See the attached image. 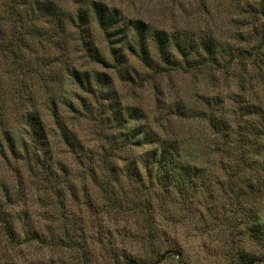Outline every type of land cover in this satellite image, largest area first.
Listing matches in <instances>:
<instances>
[{
  "label": "rangeland",
  "instance_id": "1",
  "mask_svg": "<svg viewBox=\"0 0 264 264\" xmlns=\"http://www.w3.org/2000/svg\"><path fill=\"white\" fill-rule=\"evenodd\" d=\"M9 3L11 21L1 20L0 30H11V47L19 50L11 52V74L9 59L0 60V115L15 137L17 156L6 147L0 154V199L17 239L32 238L10 242L0 222V264H264V173L239 171L234 133L224 144L231 157L213 153L212 129L188 114L210 102L212 108L222 104L236 121L230 112L235 100L248 99L254 90L264 98V12H256L264 0ZM94 4L117 13L116 36L105 37ZM7 8L0 1L4 18ZM135 20L146 27L144 54L133 49ZM154 30L170 41L195 43L197 54L211 63H186L172 42L174 62H160ZM203 38L211 41L205 45L211 56ZM73 72L86 73L90 86H80ZM118 113L128 128L154 133L159 141L177 138L179 155L168 162L169 174L147 163L143 151L151 143H119L101 162L105 141L122 137ZM33 116L45 124L40 150L47 170L32 158L37 148L22 129ZM260 139L245 149L258 161L264 160V152L255 154L264 147ZM114 167L118 171H108ZM1 183L8 184L9 199Z\"/></svg>",
  "mask_w": 264,
  "mask_h": 264
},
{
  "label": "trees",
  "instance_id": "2",
  "mask_svg": "<svg viewBox=\"0 0 264 264\" xmlns=\"http://www.w3.org/2000/svg\"><path fill=\"white\" fill-rule=\"evenodd\" d=\"M5 3L6 6H8L5 10L7 12L8 18L3 17V12L0 14V22L1 20H9L11 21V4L9 3L11 0H0ZM94 12H95V19L98 24V26L101 28V30L104 32L105 37L110 38L112 36H116L118 34L117 28L114 30L113 27L117 23V13L115 11H107L106 7L103 4H94ZM256 12L258 14H262L264 12V5L260 3V5L257 7ZM83 22V19H80L79 22ZM133 30L134 35L136 37L137 43L136 48L133 47L134 50H137L138 54H144L148 52L147 49V42H146V27L144 23L140 20H135L133 22ZM252 29L254 31L257 30V24H255ZM112 30V31H110ZM260 41L264 40V28L260 27ZM29 33L28 30H24V33ZM258 34V33H257ZM24 34L21 33V31H18L16 33L17 40H20V42H23L24 40ZM153 39L155 42V50L157 58L160 60V62H163L164 64H170L174 62V58L170 53L169 49V43L172 42L174 47L176 48V52L181 56L182 60L186 63H189L190 60L196 59V62L194 60L196 67H202L208 63H211L210 60L206 58V56H201L197 54L198 49L195 48L194 45L191 42L188 41H180L175 38L174 40L170 41L168 36L163 32L162 30H154L153 31ZM201 42L203 45V50L205 52H208V56H211L212 49L205 48V45L209 42L206 38L202 39ZM132 48V47H131ZM259 48V46H258ZM19 50V47H16L13 49L11 47V30L9 33H7L5 30H0V60L1 59H9V66H10V74H11V52ZM240 52H245L246 56L251 58L253 54L251 51L246 52L245 49H242ZM257 52V51H256ZM197 54V55H196ZM194 58H192V56ZM240 55V53H239ZM244 54H241V56ZM94 58H98V53L95 51L92 55ZM242 58H244L242 56ZM150 61V57L148 58ZM159 61H156L154 63V67L157 71H162ZM255 62V61H254ZM145 64H148V62H145ZM255 64V63H254ZM242 67V65H241ZM72 77L75 78V81L80 86H84L88 88L90 86V79L86 73L79 75L78 73H72ZM5 82L4 79L0 78V83ZM11 87V85H10ZM244 88V87H242ZM2 89V88H1ZM87 90V89H86ZM236 105L233 109L230 110L234 114L236 121L234 119H229L228 115L226 114V110L222 111L223 105L211 107V103H206V109H202L199 111L198 109H191L188 111V114L191 116L201 118L205 120L210 128L212 129L213 134L216 136V139L213 141L212 151L213 153H217V155H227L231 157V154L229 153V150H226L227 142L230 141V133H234L236 135L235 139L237 140L236 143H233L231 145V148L235 149L238 148V151L236 154L238 155L237 162L240 163V169L241 170H251V172H263L264 173V160L258 161L257 159H254L253 157H250L249 153L246 151L249 148H252L254 145H259L260 138L264 136V98H260V94L254 90L252 91V96L248 99H242V100H235ZM53 104V116L56 118V114L58 111L57 108V102L54 100L52 102ZM216 108V109H215ZM2 106L0 105V114H1ZM121 112V111H120ZM183 115H185L184 111ZM139 114V113H138ZM134 115L133 117H138L137 115ZM35 116L31 117L25 122V125L22 129H24L27 132V135L29 136V139L33 143L34 147L37 148V150H33L32 148V155L26 145H24V155L27 159L32 155V158L36 159V162L39 164L42 169H46L47 166V160L43 159L42 157V148H40L41 145H44V139H45V124L42 122V119L40 118H34ZM57 119V118H56ZM123 114L118 113L117 114V120L120 122L123 120ZM6 120H3L0 115V154H5V147L8 149L9 152H12L13 155L17 156L16 150V141L14 135L11 134V128L6 126ZM128 119H124V123L120 125V128L122 131V137L114 138L111 142L109 139L105 141V143L101 146L102 153L99 155V158L102 161H105L107 157L114 155L113 151H117L118 147L120 146L119 143H125V141L131 142L132 144H135L136 146L141 145L142 143H151L152 145L146 148L144 150V157L147 161V163H156V170L159 171L160 174L164 173L162 172L164 169L169 174L168 171V162H172L175 160V158L179 155V147H178V140L177 138H174L173 140L168 139L164 141H159L154 137V133H148V132H141L140 129L135 127L128 128V125L126 122ZM234 123V126L236 128H233L231 123ZM5 123V124H4ZM4 124V125H3ZM66 136V135H65ZM139 137V139H138ZM142 138V139H140ZM219 138L221 139L219 141ZM232 138V137H231ZM124 141H121V140ZM157 141V143L155 142ZM170 140V141H169ZM5 144V145H4ZM126 144V143H125ZM175 144V145H174ZM241 146V148H240ZM123 147V145H122ZM258 150L255 151V154L264 152V147H261ZM129 149V145L127 147ZM126 148V149H127ZM246 149V150H245ZM40 150V151H39ZM131 150V149H130ZM254 152V151H253ZM31 154V155H30ZM234 156V155H232ZM250 157V158H249ZM150 164V165H151ZM49 168L51 167L50 162H48ZM163 168V169H162ZM239 168V166H238ZM52 169V168H50ZM118 171V167H114L112 169H108V171ZM166 173V174H167ZM172 173V172H171ZM169 179V178H168ZM2 185V183H1ZM2 188L4 189V195L9 199L10 198V189L8 187V184L2 185ZM12 191V188H11ZM12 194V193H11ZM0 222L2 223L3 231L6 234V237L8 240L11 241H17L18 239V232L13 227L12 220L8 217V213L6 211V208L4 207V203L0 199ZM32 238V235H25L22 241H30ZM21 240H18V244L22 242ZM254 259H248V260H242L238 264H252ZM125 264H131L130 262Z\"/></svg>",
  "mask_w": 264,
  "mask_h": 264
}]
</instances>
